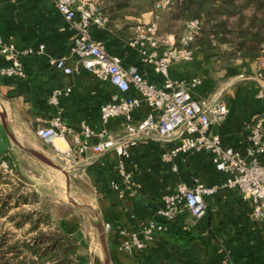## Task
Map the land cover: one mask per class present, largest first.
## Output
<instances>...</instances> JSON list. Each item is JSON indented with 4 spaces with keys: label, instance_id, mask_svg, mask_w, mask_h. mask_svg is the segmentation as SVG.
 Here are the masks:
<instances>
[{
    "label": "crops",
    "instance_id": "1",
    "mask_svg": "<svg viewBox=\"0 0 264 264\" xmlns=\"http://www.w3.org/2000/svg\"><path fill=\"white\" fill-rule=\"evenodd\" d=\"M170 9L171 12H166ZM172 11L170 7L160 12L159 32L176 41L187 18L172 17ZM244 13L250 14L247 10ZM165 17L170 22L168 27L160 22ZM219 17L226 19L227 28L233 23L232 16L220 14ZM153 18V8H150L136 16L110 19L105 28L92 26L90 32L109 53L121 58L122 66H135L149 83L159 85L163 75L143 63L137 51L126 45L133 26ZM216 22V18L212 19V34L207 33L212 38V46L235 51L239 37L230 38L221 30L214 34ZM225 36L229 41L219 40ZM0 37L19 50H37L20 56L24 77H0V151L7 161L16 164L18 173L22 176H28L31 171L36 174L42 160L32 154L33 151L48 159L56 156L50 144L37 134V129L48 125L53 118L59 117L70 128L71 133H66V137L73 147V134H79L84 141L80 133L83 123L93 130L105 128L110 135L124 132L121 116L102 125L100 106L114 96L139 97L134 87L120 93L113 84L99 80L83 68L66 75L49 64L50 58L63 56L68 57L67 63H73L69 53L75 37L51 0H0ZM40 45H43L42 50ZM194 48V59L172 63L168 76L186 81L199 77L200 83L191 89L195 98L222 93L228 112L223 121L212 126V132L220 136L223 145L245 155L249 133L245 126L252 115L264 111V93L254 78L258 56L238 50L236 57L223 59L212 55L206 45L196 43ZM3 64L0 55V66ZM66 87L70 88L67 93L64 92ZM57 89L61 91L57 102H50L51 92ZM150 112H154L153 108L142 102L132 116L140 119ZM96 141L92 138L87 144ZM165 149L166 146L153 137L129 149L126 169L135 193L122 196L111 187L113 181H119L115 152L98 155L91 149L83 154L75 150L67 171V192L75 204L56 220V226L78 244L76 264H104L98 244L101 231L108 264H264V223L251 218L249 203L241 199L237 190L222 186L228 175L215 168L211 153L178 154L168 162L161 157ZM196 181L216 187L212 195L204 198L207 211L201 219L195 220L189 213L182 212L172 221H165V230L154 232L150 240H144L141 249L132 252L121 248L123 235L114 229H104V223L109 222L142 235L143 223L163 221L157 213L164 205L163 197L174 192L178 183L193 186Z\"/></svg>",
    "mask_w": 264,
    "mask_h": 264
},
{
    "label": "built area",
    "instance_id": "2",
    "mask_svg": "<svg viewBox=\"0 0 264 264\" xmlns=\"http://www.w3.org/2000/svg\"><path fill=\"white\" fill-rule=\"evenodd\" d=\"M63 18L74 31L75 37L68 57L50 58L49 64L64 74L69 75L83 68L102 81L113 84L120 93L134 87L139 97L114 96L111 101L100 106L99 118L102 125L114 117L124 120V132L110 135L105 128L91 129L83 123L79 134H73L72 143L66 133L70 128L59 118H53L49 124L37 129V134L53 148L56 156L73 163L74 153L83 154L91 149L95 154L113 151L117 155L118 180L111 187L122 196L135 193L130 185V172L126 169V158L132 146L144 143L149 138H156L166 146L161 153L164 161H172L178 154L209 151L215 168L228 176L223 187L235 189L241 199L249 203V213L254 221L264 223V111L252 115L246 124L248 129L245 155L232 147L225 146L220 136L212 132V126L223 121L228 107L222 93L206 98H195L191 89L200 83L199 77L190 80L171 79L169 66L174 62L192 61L195 48L192 43L200 34L202 18L193 17L185 21L183 32L172 41L170 36L159 32L160 12L171 7L173 0H156L153 7L154 18L139 21L132 28V34L126 45L137 51L143 63L163 75L161 84L149 83L135 66L124 67L118 55L109 53L104 45L93 38L90 28H105L108 18L101 10L98 0H51ZM43 49V45L39 46ZM33 49H17L13 44L0 37V55L4 64L0 66V77L21 78L25 71L20 61L23 54L33 53ZM254 78L264 93V44L256 58ZM69 87L64 89L68 92ZM263 93H260L263 96ZM61 91L53 90L50 102L56 103ZM142 102L153 108L140 119H134L132 112ZM97 141L88 145L87 140ZM58 143H63L61 149ZM216 191L215 186H207L196 181L193 186L178 183L174 192L163 197V207L158 215L163 221L149 220L142 224L139 235L135 231L109 222L104 223L106 231L116 230L123 235L121 248L126 252L141 249L144 240H150L154 232L166 229L165 221H172L182 212L189 213L195 220L205 216L207 205L204 198Z\"/></svg>",
    "mask_w": 264,
    "mask_h": 264
},
{
    "label": "trees",
    "instance_id": "3",
    "mask_svg": "<svg viewBox=\"0 0 264 264\" xmlns=\"http://www.w3.org/2000/svg\"><path fill=\"white\" fill-rule=\"evenodd\" d=\"M99 1V0H98ZM101 10L110 19L122 17L126 14L121 12L127 5L123 4L124 0H101ZM211 0H173L171 7L173 8L172 17L181 18H202L201 31L203 35L198 36L192 43L206 45L212 55H217L223 59L236 57V51L240 53L257 57L260 54V44L264 42V0H212V19L216 23L217 30L213 29V33L218 30L225 31L231 37H239L237 49L225 50L212 46L211 38L206 37L207 32L212 34V19L209 17L208 5ZM112 2H116V5ZM121 2V3H120ZM215 4V6H214ZM141 8V7H140ZM244 10L250 14L244 13ZM206 14H205V13ZM205 14V15H204ZM220 14L227 17H233V23L229 28L226 27V19L220 18ZM207 15V18H204ZM209 15V16H208ZM208 21L206 26L205 22ZM209 19H211L209 21ZM206 35V36H205ZM220 41H229V37L220 38ZM231 41V40H230ZM215 51V52H214ZM36 218L31 223V229L36 230V236L23 240L26 250L18 251L14 256H7L13 247L4 246V238L0 241V264H76L74 258L79 249L76 241L63 229L56 226L55 229L44 231L40 229V224H49L48 217L44 219L40 212L35 211ZM44 219V220H43ZM42 220V221H41ZM20 224V223H19ZM48 239V240H47ZM45 241L47 245L45 246ZM70 243L69 248L63 246V242ZM15 247V246H14Z\"/></svg>",
    "mask_w": 264,
    "mask_h": 264
},
{
    "label": "rangeland",
    "instance_id": "4",
    "mask_svg": "<svg viewBox=\"0 0 264 264\" xmlns=\"http://www.w3.org/2000/svg\"><path fill=\"white\" fill-rule=\"evenodd\" d=\"M155 1L124 0L123 4L127 6L121 12L126 15L136 16V14L145 12L150 8L152 9ZM112 3L116 5V2ZM134 7L136 10H131ZM169 11L171 12V9L166 12ZM208 11L210 15L208 16L212 19V0L208 5ZM204 18H207V15ZM160 22L165 27L170 24L167 17ZM205 24L207 26L208 21ZM207 33L209 34V32ZM202 35L203 33L201 32ZM0 124H2L1 116ZM1 153L0 151V241L1 238H4V246L2 248H5V246L8 248L13 247L7 253V256L10 257L14 256L18 251L26 250L23 240H29V238L36 236V230L31 229L30 226L34 216L36 218L37 214L34 213L35 211L40 212L44 219L48 217L50 220L49 224L42 222L40 229L44 231L53 230L56 228V220L67 214L69 208L72 209L71 205L75 204V200L67 192V171L70 162L55 156L50 159L53 163L42 161V165L37 166L35 175L31 171L28 176H22L18 173L16 164L7 161V158H4ZM44 244L48 246L47 241ZM98 244L101 247L99 241ZM63 246L69 248L70 243L64 241ZM99 246L97 247L100 249Z\"/></svg>",
    "mask_w": 264,
    "mask_h": 264
},
{
    "label": "water",
    "instance_id": "5",
    "mask_svg": "<svg viewBox=\"0 0 264 264\" xmlns=\"http://www.w3.org/2000/svg\"><path fill=\"white\" fill-rule=\"evenodd\" d=\"M32 154H34L35 156H37L38 158H40L44 162L53 163L50 159L42 156L38 152L33 151ZM99 238H100V244H101L102 253H103L104 264H108V258H107V254H106V251H105V239H104V234L102 233V231L99 233Z\"/></svg>",
    "mask_w": 264,
    "mask_h": 264
},
{
    "label": "bare ground",
    "instance_id": "6",
    "mask_svg": "<svg viewBox=\"0 0 264 264\" xmlns=\"http://www.w3.org/2000/svg\"><path fill=\"white\" fill-rule=\"evenodd\" d=\"M58 146L63 149L64 148V144L63 143H58Z\"/></svg>",
    "mask_w": 264,
    "mask_h": 264
}]
</instances>
